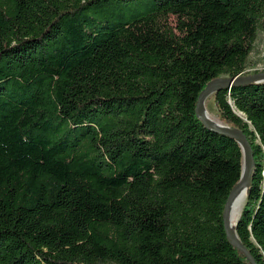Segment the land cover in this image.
I'll list each match as a JSON object with an SVG mask.
<instances>
[{"label": "trees", "instance_id": "trees-1", "mask_svg": "<svg viewBox=\"0 0 264 264\" xmlns=\"http://www.w3.org/2000/svg\"><path fill=\"white\" fill-rule=\"evenodd\" d=\"M149 1L0 0V264H251L223 223L242 146L195 106L264 0ZM212 94L251 146L234 231L264 264V81Z\"/></svg>", "mask_w": 264, "mask_h": 264}, {"label": "water", "instance_id": "water-1", "mask_svg": "<svg viewBox=\"0 0 264 264\" xmlns=\"http://www.w3.org/2000/svg\"><path fill=\"white\" fill-rule=\"evenodd\" d=\"M252 81H264V71H258L251 74H239L236 76H226L222 79H213L209 81L206 86L199 92L197 97V102L195 106V112L198 117L202 119V121L205 123V125L213 128L214 130L221 131L224 133H227L237 139L239 143L242 146L243 150V165H242V176L239 179V181L234 185V187L230 190L228 197L226 199L224 210H223V223L225 226V231L230 238V240L235 243L240 250L246 255V257L249 259L251 264H256L253 257L250 255L248 250L245 248V246L242 244L240 239L238 238L236 232L234 231V228L231 224V204L234 199V197L238 194V192L248 183V179L250 177L252 166L254 163L251 146L248 142L245 134L237 127H230L228 124H226L224 121L222 123H215L208 119L206 114L203 111V103L205 98L208 96V94L212 93L215 88L221 85H225L230 87L233 84H242ZM236 222V221H235Z\"/></svg>", "mask_w": 264, "mask_h": 264}, {"label": "rangeland", "instance_id": "rangeland-1", "mask_svg": "<svg viewBox=\"0 0 264 264\" xmlns=\"http://www.w3.org/2000/svg\"><path fill=\"white\" fill-rule=\"evenodd\" d=\"M152 6V1H149L145 4L140 5L135 9V13H142L147 11ZM131 9H127L126 16H131ZM258 71H264V30H259L258 34L254 40V44L252 50L250 51L247 57L246 67L241 74H251ZM206 106V107H205ZM204 107L207 113L212 115L215 119L219 120L221 123L223 122L217 113L216 107L213 101V94L211 93L204 102ZM246 196V195H245ZM245 199V197H244ZM244 199L237 205L235 211V219L239 214L240 208L244 202ZM231 220V217H230Z\"/></svg>", "mask_w": 264, "mask_h": 264}, {"label": "bare ground", "instance_id": "bare-ground-1", "mask_svg": "<svg viewBox=\"0 0 264 264\" xmlns=\"http://www.w3.org/2000/svg\"><path fill=\"white\" fill-rule=\"evenodd\" d=\"M210 94H208V96ZM206 98H205V100H206ZM205 100H204V102H205ZM205 107H204V103H203V111L206 114V116L208 117V119L212 122H215V123H221L219 120L215 119L214 117H212V115L207 113V111L205 110ZM245 195H246V185L238 192V194L234 197V199L232 201V204H231V224H232L233 228H234L235 221H236L235 211H236L237 205L244 199Z\"/></svg>", "mask_w": 264, "mask_h": 264}]
</instances>
